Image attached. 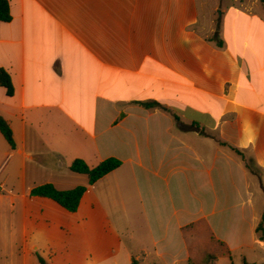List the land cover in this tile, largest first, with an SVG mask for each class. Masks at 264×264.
<instances>
[{
  "label": "crops",
  "instance_id": "crops-1",
  "mask_svg": "<svg viewBox=\"0 0 264 264\" xmlns=\"http://www.w3.org/2000/svg\"><path fill=\"white\" fill-rule=\"evenodd\" d=\"M7 2L0 69L13 93L0 86V116L15 147L0 169L15 153L21 167L48 158L51 177L33 184L55 185L68 176L53 181V169L74 159H119L94 184L113 185L129 220L142 218L143 252L159 264H196L203 239L229 253L264 246L251 187L264 191V49L249 52L252 5L231 6L247 20L242 37L224 33L228 9L208 6L203 18L198 0ZM193 122L204 133L182 128Z\"/></svg>",
  "mask_w": 264,
  "mask_h": 264
},
{
  "label": "rangeland",
  "instance_id": "rangeland-1",
  "mask_svg": "<svg viewBox=\"0 0 264 264\" xmlns=\"http://www.w3.org/2000/svg\"><path fill=\"white\" fill-rule=\"evenodd\" d=\"M198 2L203 18L208 17V6L218 4V15L220 8L228 9L223 19V31L237 36H245L247 20L240 14L236 15L231 6L252 5L259 14V20L253 19L249 52L255 46L264 49L263 2ZM234 17L236 25L232 23ZM9 149L10 145L0 133V164ZM20 156L15 153L7 165L0 169V264H43L40 259L45 264H132L133 260H136V264H159L152 253L143 252L145 249L150 250L151 246L142 218L137 214V220H129L119 202L114 201L118 192L113 185L110 188V184H89L87 176L76 174L69 168L53 169V181H60L58 177L63 174L68 176L65 181L62 179L60 184H55L60 189L77 186L88 189L77 211L68 212L51 199L29 195L30 188L40 185L33 183L51 177L47 170L54 167L53 162L46 158L45 167L34 162L21 167ZM75 178H84V184ZM254 185H251L255 193L254 205L263 215L264 191L260 188L255 190ZM194 259L196 264H244V261L261 264L264 263V246L229 253L224 247L209 244L203 239L197 242Z\"/></svg>",
  "mask_w": 264,
  "mask_h": 264
},
{
  "label": "trees",
  "instance_id": "trees-1",
  "mask_svg": "<svg viewBox=\"0 0 264 264\" xmlns=\"http://www.w3.org/2000/svg\"><path fill=\"white\" fill-rule=\"evenodd\" d=\"M260 1L264 3V0H260ZM10 19H11V15L7 0H0V21L8 22L10 21ZM212 40L216 42L217 46L219 47L222 46V41L218 37V24H217V29L212 36ZM0 86L6 89V93L8 95H12L13 87L10 81V77L4 70L1 69H0ZM138 103L147 109L161 107V105L157 101H145ZM174 117L177 121L179 120L177 116ZM182 128L183 129L189 128L204 133L202 130H199V125L197 122H193L189 126L182 125ZM0 133L7 141V143L10 145V147L14 148L15 142L13 139L12 130L9 124L7 123V121L1 116H0ZM231 149L242 157L245 166L251 172H253L254 174H259V170L256 168L252 159L245 158L243 153L236 148L231 147ZM120 165H121V161L115 157L106 158L94 167L88 166L86 162L82 159H74L70 163L69 169L74 173L87 175L89 184H93L104 175L117 169ZM86 190L87 188L84 186H77L72 189L61 190L58 189L52 183H44L32 187L29 192V195L32 197H45L51 199L66 211L75 212L77 211L80 204V200L84 195V193L86 192ZM255 231L257 233L258 239L264 242V213L262 215L261 220L257 224ZM40 262L45 264V262L42 259H40ZM132 264H136V260H133ZM244 264H255V263H248L244 261Z\"/></svg>",
  "mask_w": 264,
  "mask_h": 264
}]
</instances>
